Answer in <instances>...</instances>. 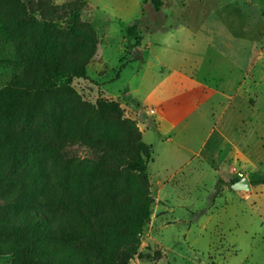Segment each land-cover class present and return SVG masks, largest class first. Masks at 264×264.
<instances>
[{
    "label": "rangeland",
    "instance_id": "374dc122",
    "mask_svg": "<svg viewBox=\"0 0 264 264\" xmlns=\"http://www.w3.org/2000/svg\"><path fill=\"white\" fill-rule=\"evenodd\" d=\"M84 1L82 18L97 33L101 58L71 85L91 102L117 101L150 146L151 215L129 264H264V184L229 187L264 171V0H162L159 11L150 0ZM138 18L140 32L126 36ZM166 65L199 79L209 104L207 120L181 119L171 143L174 130L158 132L155 110L140 113L124 96L130 90L143 99ZM10 71L0 62V74ZM208 132L204 152L192 155ZM73 149L88 156L84 147ZM46 201L40 194L41 210ZM0 211H9L2 201ZM9 259L0 252V264Z\"/></svg>",
    "mask_w": 264,
    "mask_h": 264
},
{
    "label": "trees",
    "instance_id": "16d2710c",
    "mask_svg": "<svg viewBox=\"0 0 264 264\" xmlns=\"http://www.w3.org/2000/svg\"><path fill=\"white\" fill-rule=\"evenodd\" d=\"M150 2L155 11L163 4ZM87 7L0 0V62L12 67L0 74V201L9 207L0 252L9 264H129L150 219V146L137 123L117 101L91 102L71 85L101 58ZM142 24L135 19L126 36ZM250 184H264V171Z\"/></svg>",
    "mask_w": 264,
    "mask_h": 264
},
{
    "label": "crops",
    "instance_id": "0c3cea01",
    "mask_svg": "<svg viewBox=\"0 0 264 264\" xmlns=\"http://www.w3.org/2000/svg\"><path fill=\"white\" fill-rule=\"evenodd\" d=\"M160 62L164 63L162 61ZM166 66L169 69L167 73L163 75H154L147 82L148 88H146L143 99L139 98V100H137L134 98L131 95L133 91L130 90L126 91L124 96H130L138 102L139 107H137L140 113L149 109H154V120L158 132L164 133L169 130H174L173 137L169 139V143H171L174 141V132L178 125L190 118L192 114L197 121L207 120L206 114L209 104L205 99L203 86L199 79L190 77L186 72H181L180 69H178L179 65L177 67ZM187 108L191 109V114L184 116V111ZM181 119L183 121L179 123ZM209 139L208 132L198 149L192 152V155L197 154L199 151L204 152L201 146L206 145Z\"/></svg>",
    "mask_w": 264,
    "mask_h": 264
},
{
    "label": "water",
    "instance_id": "95a60500",
    "mask_svg": "<svg viewBox=\"0 0 264 264\" xmlns=\"http://www.w3.org/2000/svg\"><path fill=\"white\" fill-rule=\"evenodd\" d=\"M233 190H249L251 188L250 180L244 176L229 185Z\"/></svg>",
    "mask_w": 264,
    "mask_h": 264
}]
</instances>
